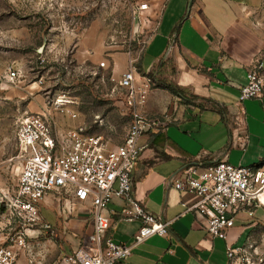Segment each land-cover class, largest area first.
Masks as SVG:
<instances>
[{
	"label": "crops",
	"instance_id": "1",
	"mask_svg": "<svg viewBox=\"0 0 264 264\" xmlns=\"http://www.w3.org/2000/svg\"><path fill=\"white\" fill-rule=\"evenodd\" d=\"M145 3L149 5L145 16L150 29L143 33L138 16V34L143 41L149 35L153 38L138 58L136 69L139 83L153 74L154 85L138 112L160 118L164 126L141 139L143 150L133 172L134 197L146 210L171 222V227L167 237L155 236L135 247L124 264H233L227 257V247L244 246L256 222L264 220V208L252 216L248 214L252 219L244 225L237 226L236 220L226 240L215 238L207 232L204 218L188 210L200 198L178 191L172 180L189 166L204 169L221 160L264 171V128L257 125L262 122L257 119L260 113L252 110V100L245 102V125L238 132L242 139L246 138L245 146L233 131L234 105L240 89L248 84L253 64L264 61V0ZM105 39L104 33L87 31L77 45L75 58L81 64L91 62L98 69L103 64L120 81L129 69L130 54L119 48L110 51ZM163 83L172 84L181 95L162 88ZM40 84L42 80L34 82L31 89ZM76 104L72 101L69 105ZM262 106L264 110V99ZM45 110L48 109L30 113ZM76 114L77 119L68 114L56 116L62 128L82 126L88 132L86 125L79 123L81 114ZM8 142L12 144L0 139V168L8 161L22 164L15 158V128ZM126 205L115 198L109 207L108 236L119 244H132L141 227L137 221L123 219ZM73 206L76 217L64 221L62 229H69L73 249L78 250L88 243L94 226L90 216L80 214L81 205ZM71 207L68 203L67 208Z\"/></svg>",
	"mask_w": 264,
	"mask_h": 264
},
{
	"label": "built area",
	"instance_id": "2",
	"mask_svg": "<svg viewBox=\"0 0 264 264\" xmlns=\"http://www.w3.org/2000/svg\"><path fill=\"white\" fill-rule=\"evenodd\" d=\"M148 9L145 2L137 8L143 33L150 29L149 18L145 16ZM152 38L153 35H149L143 41L140 53ZM128 53L130 66L119 86L127 91L126 104L132 110L133 119L123 144L112 146L103 136L89 134L82 126L62 128L56 113H66L77 119L76 113L65 108L72 102L69 98L56 100L54 110L26 113L16 121L18 155L15 158L22 163V170L13 195L0 187V206L8 209L27 229L40 223V202L51 194H65L69 201L83 207L81 215L93 220L94 231L88 243L62 256L55 264H124L135 247L152 237H167L170 233L171 222L146 210L134 197L133 172L143 150L141 139L148 132L160 131L164 122L138 112L154 82L144 77L139 83L138 59L133 56L136 52L128 48ZM263 70V61L253 64L248 72V84L240 89L234 105L233 131L239 140H244L238 132L245 125V102L264 99ZM7 74L14 81L19 78L20 71L9 66ZM245 141L246 138L242 146ZM172 184L178 191H187L200 198L188 210L204 218L207 232L215 238L226 240L240 213L252 216L257 209L264 208V171L255 167L234 166L225 160L204 169L189 166L179 178L172 180ZM115 198L127 204L122 211L123 219L141 224L132 244H119L108 236L109 207ZM44 228L51 230L46 224ZM244 254V246L227 247V257L233 263ZM45 258L46 250L40 244L28 246L23 237H19L15 245L0 243V264H43Z\"/></svg>",
	"mask_w": 264,
	"mask_h": 264
},
{
	"label": "rangeland",
	"instance_id": "3",
	"mask_svg": "<svg viewBox=\"0 0 264 264\" xmlns=\"http://www.w3.org/2000/svg\"><path fill=\"white\" fill-rule=\"evenodd\" d=\"M146 1L0 0V139L12 144L8 140L19 117L44 109L54 110L56 100L70 98L77 104L65 108L81 114L79 123L86 125L89 134L103 136L112 146L123 144L133 119L126 104L127 91L120 88L119 79H114L111 69L102 66L98 69L91 62L81 64L75 52L81 37L95 30L106 35L107 49L128 52L131 48L138 59L143 40L138 34L137 8ZM9 66L20 71L14 81L7 77ZM40 80L42 84L31 89ZM252 101V110L260 113L257 119L262 122L257 125L263 129L262 101ZM248 118L252 119L250 115ZM21 170L20 163L8 161L1 165V189L10 196L18 185ZM69 200L65 194L47 196L39 204L40 223L27 229L8 209L0 206V243L15 245L23 237L28 246L40 244L46 250L43 264H55L75 251L69 229H62L64 221L76 217L74 203ZM68 203L72 204L71 208H67ZM251 219L248 213H240L236 217L237 226ZM45 224L51 230H46ZM244 249L246 254L233 264H264V220L256 222Z\"/></svg>",
	"mask_w": 264,
	"mask_h": 264
},
{
	"label": "trees",
	"instance_id": "4",
	"mask_svg": "<svg viewBox=\"0 0 264 264\" xmlns=\"http://www.w3.org/2000/svg\"><path fill=\"white\" fill-rule=\"evenodd\" d=\"M149 78H151L154 82V75L153 74H149L148 75ZM162 88L167 89L168 91H170L172 94L179 96L181 95V92L172 84H167V83H163L160 85Z\"/></svg>",
	"mask_w": 264,
	"mask_h": 264
},
{
	"label": "water",
	"instance_id": "5",
	"mask_svg": "<svg viewBox=\"0 0 264 264\" xmlns=\"http://www.w3.org/2000/svg\"><path fill=\"white\" fill-rule=\"evenodd\" d=\"M193 0H191V2H192ZM188 11H190V6H189V9H188Z\"/></svg>",
	"mask_w": 264,
	"mask_h": 264
},
{
	"label": "bare ground",
	"instance_id": "6",
	"mask_svg": "<svg viewBox=\"0 0 264 264\" xmlns=\"http://www.w3.org/2000/svg\"><path fill=\"white\" fill-rule=\"evenodd\" d=\"M263 201H264V198H263Z\"/></svg>",
	"mask_w": 264,
	"mask_h": 264
}]
</instances>
